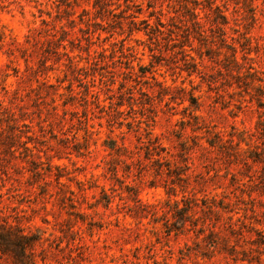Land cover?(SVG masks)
Here are the masks:
<instances>
[{
  "label": "rangeland",
  "instance_id": "374dc122",
  "mask_svg": "<svg viewBox=\"0 0 264 264\" xmlns=\"http://www.w3.org/2000/svg\"><path fill=\"white\" fill-rule=\"evenodd\" d=\"M191 1L0 0V216L37 264H264V0L214 1L238 72Z\"/></svg>",
  "mask_w": 264,
  "mask_h": 264
},
{
  "label": "trees",
  "instance_id": "16d2710c",
  "mask_svg": "<svg viewBox=\"0 0 264 264\" xmlns=\"http://www.w3.org/2000/svg\"><path fill=\"white\" fill-rule=\"evenodd\" d=\"M215 0H204V3L198 2L196 0H192V5L195 6H208L213 8V23L215 26H217L218 29V35L216 36V40L219 42V45L216 47L217 55H222V59H219V61L223 60L224 67L225 66H232L237 72L241 68H243L245 65L241 64L238 61L237 56V50L238 48L233 45L231 42H227L226 35H225V29L222 27L223 25L227 24L228 20L227 17L222 13L223 11L219 8L218 5L214 4ZM182 5H190L188 2L183 3ZM192 15V21L191 26L199 31L198 35L200 34V31L203 32V25L200 22L198 18V14L195 13V11H191L190 13ZM189 34V33H188ZM215 37L210 34V42H214ZM246 40V39H245ZM240 46H244V43H240ZM224 52H222L223 49ZM245 49V47H242V50ZM241 58H246L244 54H241ZM248 70H246L247 75L253 76L254 68L250 64L247 66ZM253 70V72H252ZM258 81L261 79L257 78ZM253 82V81H252ZM261 82V81H260ZM255 90L262 96L264 94L263 90L264 87L260 84L253 85ZM263 104V103H260ZM196 118V117H195ZM221 140V139H219ZM211 147L216 146L219 147L220 150L223 148V143H214L211 140H206ZM239 145V144H238ZM200 146H202L200 144ZM204 148V146H203ZM239 150L236 149L235 152H238ZM255 161L256 159L253 158ZM109 196L106 195L104 206H108L109 204ZM177 203V202H176ZM175 203V204H176ZM193 204L189 201L183 204V207L180 208L182 210L181 214L179 215V219L182 221L180 222V227H176L175 224H173V228L175 230H178L179 228L183 227L185 228V222L190 221V223H194L191 221L194 218V211L192 209ZM177 212V211H176ZM166 227V225H165ZM170 227V226H169ZM166 229L167 234L171 232L172 229L170 228ZM204 231L203 226L196 228L194 232L196 233V236L198 237L202 232ZM214 233L210 230V234ZM39 240V237L33 233L25 232L24 228L16 221V223H13V221H9L6 217L0 216V258H4L7 261V264H37L34 254V247L37 241Z\"/></svg>",
  "mask_w": 264,
  "mask_h": 264
}]
</instances>
